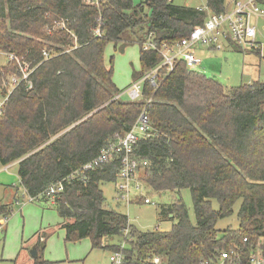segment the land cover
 Segmentation results:
<instances>
[{"label":"trees","instance_id":"16d2710c","mask_svg":"<svg viewBox=\"0 0 264 264\" xmlns=\"http://www.w3.org/2000/svg\"><path fill=\"white\" fill-rule=\"evenodd\" d=\"M205 8L173 0H0V52L32 71L10 92L0 117V165L18 161L26 197L53 200L65 242L88 239L92 250L121 252L123 264H152L153 257L218 264L222 253L229 259L223 264H251L258 254L264 264V81L227 89L179 61L170 73L157 71L155 86L144 80L140 99L123 101L115 99L123 91L103 60L108 43L122 52L137 43L141 70L132 71L131 83L140 80L161 62L157 52L142 50L145 35L153 33L158 47L178 41L208 15L226 12V2L206 0ZM11 76L21 77L18 65H1L2 96ZM142 111L149 137L133 148L147 162L142 183L156 193L187 189L192 200L194 223L179 197L159 207L158 221H176L168 232H140L126 215L105 208L102 186L116 183L118 160L70 178L123 137ZM58 183L62 191L45 197ZM239 201L237 229L216 230ZM11 213L0 205V217ZM106 237L118 243L102 246ZM34 263L48 264L39 256Z\"/></svg>","mask_w":264,"mask_h":264},{"label":"rangeland","instance_id":"374dc122","mask_svg":"<svg viewBox=\"0 0 264 264\" xmlns=\"http://www.w3.org/2000/svg\"><path fill=\"white\" fill-rule=\"evenodd\" d=\"M140 0H134L138 4ZM228 11L233 9L229 0H225ZM174 5L190 8L205 7L206 0H173ZM256 26L257 51L238 48L230 41L221 43L220 50H210L206 47L194 48L198 64L193 71L208 78H215L225 88H236L249 85L256 81H264V18L259 16L251 18ZM111 43L104 48V64L112 67V81L116 88L125 91L132 82V71L139 72V45L132 43L124 47L123 52ZM3 62L1 58L0 64ZM8 77L7 79H9ZM122 92V93H123ZM123 101H128L125 94L121 95ZM17 168L11 166L5 170L0 166V205L8 204L12 209L6 225L0 231V264H33L30 260V250L35 243L33 236L39 232L43 235L44 248L39 250L38 256L42 261L52 264H112L109 258L114 252L105 249L91 250L88 239L79 242H65L64 232L59 228V217L54 208H45L26 197L17 175ZM105 198L104 206L127 216L129 224L140 232L157 229L161 232L170 231L174 220L160 222L157 220L159 207L169 205L178 197L188 209L189 217L194 223L193 206L190 193L187 189L179 194L174 192L156 193L143 184V189L136 193V197L149 199L152 204L145 205L143 200L126 205L115 201V185L107 183L102 186ZM14 196L19 199L16 203ZM139 197V198H140ZM138 198V199H139ZM240 201L233 208V215L219 220L215 226L218 231L227 228L233 230L238 227L237 212ZM214 210L217 203L212 202ZM118 243V239L103 238L102 246ZM122 247L123 245L120 244Z\"/></svg>","mask_w":264,"mask_h":264},{"label":"built area","instance_id":"2783aa9c","mask_svg":"<svg viewBox=\"0 0 264 264\" xmlns=\"http://www.w3.org/2000/svg\"><path fill=\"white\" fill-rule=\"evenodd\" d=\"M171 2L172 0H167ZM233 9L226 10L220 14H210L204 23L200 26L194 27L187 37H184L173 43H162L160 47L154 42V34L149 32L145 35L144 41L141 45L143 51H155L161 57L160 64L145 74L140 80H137L122 93L125 94L130 101H136L141 98V85L144 80H148L152 86H155V79L157 71L160 68H166L167 73H170L177 62L183 61L188 70H193L198 64L194 48L196 46L206 47L210 50H220L221 43L230 41L238 48L246 47L247 50H257L256 43V26L251 22V18L256 19L261 16L264 18V10L261 7V0H229ZM87 4H95V0H85ZM95 33H99L98 30ZM47 53L43 52V57L47 58ZM3 62L0 64L5 66L8 63L15 62L19 69L21 77L11 76L8 81V90L6 95L0 94V117L4 113L5 105L8 96L16 86L28 80L31 70H28V65L20 63V61L11 54L0 52ZM30 87V84L28 85ZM10 90V91H9ZM122 94L115 97L118 99ZM150 125L147 114L142 111L137 118V121L126 132L123 137L117 139L115 142L109 144L107 147L100 150L99 154L84 164L79 170L75 171L70 178L76 175H81L87 172L94 171L109 162L115 160L119 161V168L117 172L116 181V199L119 202L129 205L131 202H137L140 199L136 197V193L143 189L140 173L147 166L146 161H140L133 156V148L141 138L149 137ZM62 191V183H58L50 187L44 194L45 197L52 198L55 194ZM139 198V199H138ZM34 199H30L33 201ZM143 204L149 205L152 202L145 198ZM8 218L0 219V230L5 226ZM246 242V240H244ZM113 264H123V254L115 252L110 257ZM152 264H162L158 257L149 259ZM224 260H229L226 253H222L218 260V264H223ZM216 262V261H214ZM260 254L253 256L251 264H261ZM203 264H207L206 262ZM212 264H214L212 262Z\"/></svg>","mask_w":264,"mask_h":264},{"label":"crops","instance_id":"0c3cea01","mask_svg":"<svg viewBox=\"0 0 264 264\" xmlns=\"http://www.w3.org/2000/svg\"><path fill=\"white\" fill-rule=\"evenodd\" d=\"M196 9H201V10H205L206 8L205 7H201V8H196ZM226 10H228V7H227V5H226ZM17 164H18V161L17 162H13V163H10V164H8V165H6V166H1L2 168H4L5 170H7L8 168L10 169V167L11 166H15L16 168H17ZM16 175H17V171H16ZM17 178H18V175H17ZM142 180V179H141ZM18 181H19V178H18ZM20 183V182H19ZM114 185H115V193H116V183H113ZM22 187V186H21ZM24 191V190H23ZM25 193V192H24ZM14 200H15V202L16 203H18L19 202V199L16 197V196H14ZM33 201H35V203H39V204H41V205H43L45 208H54L55 210H56V208L54 207V202H53V200H41V199H36V200H33ZM115 201L117 202V204L118 203H122V202H119V201H117V199H116V197H115ZM2 205V204H1ZM10 206V205H8V204H5V206ZM57 212V211H56ZM58 214V213H57ZM58 217H59V224H58V226H59V228L64 232V236H65V231H64V229L62 228V225L65 223V221L63 220V219H61L60 218V216L58 215ZM2 217H0V219H1ZM161 219V217H157V220H160ZM168 218H172V216L171 215H169L168 216ZM164 221H166V220H163L162 222H164ZM6 225V224H5ZM4 229V227L2 228V230ZM2 230H0L1 232H2ZM35 237V239H34V242L33 243H35L34 245H33V247L31 248V250H30V260L33 262V264H35L34 263V260H35V258L31 255V252L32 251H35L36 252V254H37V256H38V253H39V250L40 249H43L44 248V244L42 243V239H43V235L41 234V233H39V232H37L34 236H33V238ZM85 240V239H84ZM82 241V240H81ZM39 242H40V246L39 247H37V244H39ZM90 242V241H89ZM74 243V242H73ZM91 246V245H90ZM92 250V249H91ZM109 260H110V258H109ZM110 262H111V260H110ZM112 263V262H111ZM52 264H61V262L60 263H52ZM113 264V263H112Z\"/></svg>","mask_w":264,"mask_h":264},{"label":"water","instance_id":"95a60500","mask_svg":"<svg viewBox=\"0 0 264 264\" xmlns=\"http://www.w3.org/2000/svg\"><path fill=\"white\" fill-rule=\"evenodd\" d=\"M31 255H32L34 258H37V254H36L35 251H32V252H31Z\"/></svg>","mask_w":264,"mask_h":264}]
</instances>
